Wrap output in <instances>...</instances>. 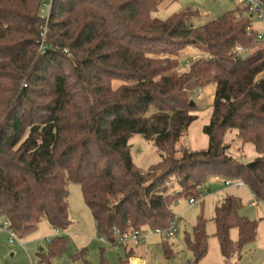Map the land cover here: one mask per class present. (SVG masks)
I'll return each mask as SVG.
<instances>
[{"label": "trees", "instance_id": "obj_1", "mask_svg": "<svg viewBox=\"0 0 264 264\" xmlns=\"http://www.w3.org/2000/svg\"><path fill=\"white\" fill-rule=\"evenodd\" d=\"M46 1L0 0V219L18 237L43 220L69 228V182L81 185L99 234L113 243L116 229H167L173 203L197 198L210 176L241 179L264 202V41L249 18H237L241 7L195 27L183 13L154 16L162 0H50L48 17ZM192 45L207 56L180 70V52ZM210 83L209 146L178 148L198 118L191 94ZM229 132L258 156L230 154ZM135 134L155 144L158 163L136 165ZM242 206L228 195L215 208L226 259L257 237L258 223L240 215ZM204 225L201 218L189 240L196 261L208 250ZM66 246L58 235L41 261Z\"/></svg>", "mask_w": 264, "mask_h": 264}, {"label": "rangeland", "instance_id": "obj_2", "mask_svg": "<svg viewBox=\"0 0 264 264\" xmlns=\"http://www.w3.org/2000/svg\"><path fill=\"white\" fill-rule=\"evenodd\" d=\"M237 4L236 0H162L153 15L161 20H166L174 14L183 13L190 24L200 27L235 8ZM49 10L48 5L47 13ZM250 20L252 26L261 36L264 32V24L256 16H252ZM198 52L199 55L205 54L201 48ZM190 54L194 53L182 57L180 55V70L187 69L191 64L192 61L188 59ZM120 84L115 81L114 87ZM191 98L198 105L196 112L198 118L180 138L178 148L207 149L209 138L204 133L203 127L210 121L211 107L209 105L213 101L214 95L209 97L203 93V90L198 89L192 92ZM232 133L229 132L226 137V142L233 144L229 153L235 157L242 156L241 158L245 162L253 160L255 154L257 155L254 145L246 144L242 149L239 147L240 143L234 142L235 136ZM129 143L134 162L142 169H147L162 159L161 152L158 151L155 144L141 134L133 135ZM170 187L173 190L174 188L179 190L176 183H171ZM67 188L71 225L65 231L60 230V234L67 238L65 251L50 257L49 261H41L40 254L48 255L51 245L58 236L50 222L43 220L34 231L23 237H18L11 244L9 243V233L0 231L5 235L0 239V264H103L104 262L132 264V258L141 259V264H264V202L256 200L246 187L226 186L223 177L220 179H217L216 176L208 177L200 186V194L194 205L189 204V199L183 196L173 203L172 212L180 217L178 229L173 236L167 237L164 231L157 232L146 227L142 230L147 236L144 243L130 240L127 243H113L107 237H105L107 241L102 242L101 238L104 236L97 230L92 212L84 200L81 185L69 182ZM240 193L242 195H238ZM231 194L242 200L243 206L239 211L240 215L256 220L258 228L257 237L253 242L246 244L239 253L226 259L221 253L220 243L215 235L216 225L213 216L216 206L222 202L223 198ZM201 218L205 222V231L208 235V250L200 260L196 261L194 252L189 246V240H193L194 226ZM3 222L2 220L1 224ZM230 236L234 242H237L238 229L232 228ZM115 239L119 241L117 236ZM130 249L132 256H129ZM80 253H84V255L76 256Z\"/></svg>", "mask_w": 264, "mask_h": 264}, {"label": "built area", "instance_id": "obj_3", "mask_svg": "<svg viewBox=\"0 0 264 264\" xmlns=\"http://www.w3.org/2000/svg\"><path fill=\"white\" fill-rule=\"evenodd\" d=\"M238 2V4L240 5L241 9L237 11L236 16L237 18H249L251 19L252 16H256L257 19L262 22L264 24V8L262 6V3L259 0H236ZM49 5V7L51 6V4L46 1L43 3L42 8H41V13L43 15H46L47 17L49 16V12L47 13V6ZM50 11V10H49ZM46 27L43 28V32H42V36H45L46 33ZM250 30V28H249ZM259 39H261L262 41H264V32L263 34L260 36L259 35ZM41 48H43V45H41ZM235 53H237V55L240 56H244V49L241 46H237L234 50ZM200 56H194L191 61L195 60L196 58H198ZM217 179H220V176H216ZM224 182L226 186H235L238 188H243V187H247L246 183L241 180V179H228V178H224ZM202 196V194H201ZM253 196L255 197V195L253 194ZM189 204L194 205L197 201L196 198H190L189 200ZM4 221L1 224V221ZM180 217L179 215L173 214V216L171 217L170 221H169V226L167 229L165 230H156L157 232H161L164 231L166 236H173L177 229H178V223H179ZM0 231H7L9 233V242L13 243L15 240H17L18 235L16 233V231L11 227L10 222L8 219L6 218H1L0 219ZM57 234L59 235V230H56ZM115 236L118 237L119 241L115 240L114 243H127L129 240L132 242H136V243H144L147 240V236L144 234V232H142V230H132L129 233L126 234H121L120 231H118L117 229L115 230ZM102 242H106V238L102 237L101 238ZM141 264V262L139 263Z\"/></svg>", "mask_w": 264, "mask_h": 264}, {"label": "crops", "instance_id": "obj_4", "mask_svg": "<svg viewBox=\"0 0 264 264\" xmlns=\"http://www.w3.org/2000/svg\"><path fill=\"white\" fill-rule=\"evenodd\" d=\"M237 7H240V5L239 4H237L236 5V7L235 8H233V9H236ZM233 9H231V10H233ZM229 11V10H228ZM252 29H254L255 30V28L252 26ZM256 31V30H255ZM199 48H201L199 45H192V46H188V48H186V49H184L183 51H182V53H180V55H181V57L182 56H185V55H188L189 53H194V54H190V56H189V58L188 59H192L194 56H207V54H206V52H205V54H203V53H201V55H199L200 53L198 52V50H199ZM195 51V52H194ZM201 51H202V49H201ZM204 52V51H203ZM185 53V54H184ZM201 90H203V93L205 94V95H208L209 97H211V96H213L214 95V97H215V91H216V84L215 83H210V84H208V85H206L205 87H203V88H200ZM214 100V99H213ZM213 102V101H212ZM212 102L210 103V105L209 106H211V104H212ZM236 133H234L233 135H235ZM245 153V152H244ZM257 153V152H256ZM258 156V153H257V155L255 154V156H254V158H256ZM247 188V190L250 192V193H252V191L249 189V187H246ZM231 195H233V194H231ZM238 195H242L241 193L240 194H238ZM252 195H253V193H252ZM224 199V198H223ZM221 203V202H220ZM219 203V204H220ZM218 204V205H219ZM57 230V229H56ZM59 235H61L60 234V230H59ZM5 237V235H4V232H0V239H2V238H4ZM10 243V242H9ZM11 244V243H10ZM41 250H43V249H41ZM12 255H14V253H12ZM141 262V259H133L132 258V264H139Z\"/></svg>", "mask_w": 264, "mask_h": 264}, {"label": "water", "instance_id": "obj_5", "mask_svg": "<svg viewBox=\"0 0 264 264\" xmlns=\"http://www.w3.org/2000/svg\"><path fill=\"white\" fill-rule=\"evenodd\" d=\"M195 103H196V102H195L194 100H191V101H190V104H191V105H194Z\"/></svg>", "mask_w": 264, "mask_h": 264}]
</instances>
